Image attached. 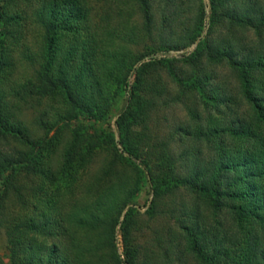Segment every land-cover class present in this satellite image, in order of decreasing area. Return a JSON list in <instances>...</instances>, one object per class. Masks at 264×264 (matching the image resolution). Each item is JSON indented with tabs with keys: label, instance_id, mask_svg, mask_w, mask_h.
Listing matches in <instances>:
<instances>
[{
	"label": "trees",
	"instance_id": "16d2710c",
	"mask_svg": "<svg viewBox=\"0 0 264 264\" xmlns=\"http://www.w3.org/2000/svg\"><path fill=\"white\" fill-rule=\"evenodd\" d=\"M130 1L142 19L134 30L94 24L87 0L0 3V231L8 264H264V0H206L207 27L202 0ZM204 30L170 65L169 52ZM160 63L167 85L155 73ZM110 87L125 100L115 120L119 148L111 143L87 184L59 177L80 147L86 158L98 147L72 137L55 170L48 154L59 126L103 119ZM135 95L141 119L179 104L185 121L164 133L128 129ZM142 182L152 198L139 213L132 198ZM145 217L171 222L162 245L154 240L160 258L137 244Z\"/></svg>",
	"mask_w": 264,
	"mask_h": 264
},
{
	"label": "rangeland",
	"instance_id": "374dc122",
	"mask_svg": "<svg viewBox=\"0 0 264 264\" xmlns=\"http://www.w3.org/2000/svg\"><path fill=\"white\" fill-rule=\"evenodd\" d=\"M2 0H0L1 3ZM202 3L204 5V22L205 27H207V17H208V8L206 4V0H202ZM87 5L90 8L89 11V18L90 21L93 22L96 25L103 26L105 24H109L110 26H113L115 28H121L123 26H126L128 29L134 30V28H138L142 24V19L139 11L137 10V7L130 1V0H87ZM155 21H158V14L155 15ZM205 30L202 32V34L187 48L184 50H172L169 52L168 56H161L157 55L155 57L156 60L159 58H168L170 59L169 63L172 66H177L179 63L174 62L176 59L180 58L182 54L191 52L197 41L202 38L205 34ZM148 46L153 45L149 40L146 42ZM140 46L134 47L133 51H138L141 48L142 44H139ZM139 47V48H137ZM171 59H174L171 61ZM149 60H144L143 62H147ZM139 63H136L133 67H136ZM167 66L165 63H160V65L155 69V73L157 75V78L162 81L165 85L168 84L169 81H171V78L169 77L167 73ZM129 83H133V77H130ZM138 97L135 95V98L133 99V102H131V109L127 112L125 117V123L127 125V128L130 130H136V131H146L147 129L156 130L159 129L161 133L166 132L168 129H171L170 127L182 123L185 121V112L181 105H173L170 108H168L166 111L157 112L151 116L149 120L141 119L137 112L135 111V105L137 103ZM124 98L119 93L118 90H116L114 87L109 88V110L106 114V116L101 120H93V119H85V118H78L75 120H72L67 123H62L59 126V133L57 134L59 136L60 141L58 144H56L55 147L52 148L51 152H49V162L51 163V167L57 169L58 165L61 161V152L63 147L65 146V143H67L72 137L74 136H81L82 139H91L97 143L98 147L91 151L90 157H87L83 154V147H80L75 152V160L71 164V166L68 168L66 175L59 174V177H72V182L78 183V182H85L86 184L92 181L93 179H96L99 177L101 173V169L104 165L105 160H108V153L107 150L111 146V143L114 145L115 148H119L117 144V129L115 126V120L118 117V112L121 110V108L124 105ZM25 119L29 120V115H25ZM54 132V131H53ZM53 132H50L49 136L53 135ZM112 139V142L111 140ZM178 144H175L174 146L177 147ZM66 181L65 179H60L57 182V185H60L62 182L64 183ZM68 181V180H67ZM77 193V192H76ZM77 195V194H76ZM149 198H152V194L149 193V186L147 183L141 184L138 192L134 195L132 198V202L135 205V209L139 213H143L144 207L148 203ZM125 213V209L122 210L118 222L121 223L123 219V214ZM139 224L141 225V232L135 235L137 238V244L143 248L152 249L153 252L157 253V257L160 258L161 252L158 251V248L156 243H154V240H156L157 244L161 243L165 240V229L167 228V225H170V221H165V219H155V220H147L146 217L139 221ZM116 238H115V244L117 247L118 253L121 252L120 247V236L118 234V225L116 226ZM155 231L158 233L156 235ZM158 239H160L158 241ZM161 241V242H160ZM148 254V252H144V254ZM173 254L175 252L173 251ZM174 257V255H172ZM0 262L2 264H8L7 260V253L5 249V243H4V236L2 232L0 231ZM159 263V261H157ZM172 264H176V262H173Z\"/></svg>",
	"mask_w": 264,
	"mask_h": 264
},
{
	"label": "water",
	"instance_id": "95a60500",
	"mask_svg": "<svg viewBox=\"0 0 264 264\" xmlns=\"http://www.w3.org/2000/svg\"><path fill=\"white\" fill-rule=\"evenodd\" d=\"M150 200H151V199L149 198L148 203L150 202Z\"/></svg>",
	"mask_w": 264,
	"mask_h": 264
}]
</instances>
